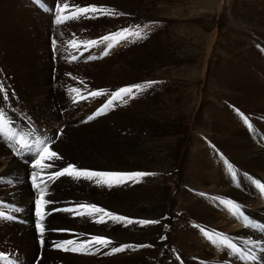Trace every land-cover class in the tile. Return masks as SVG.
I'll return each instance as SVG.
<instances>
[{"label":"bare ground","instance_id":"1","mask_svg":"<svg viewBox=\"0 0 264 264\" xmlns=\"http://www.w3.org/2000/svg\"><path fill=\"white\" fill-rule=\"evenodd\" d=\"M114 1L118 4L116 5ZM114 1H111V8L114 6V9L117 8L119 11H122L119 7L121 5L127 8V12L129 9L134 13L144 12L143 7L134 5L128 2L129 0ZM85 2L91 5L94 1L85 0ZM26 3L29 5V2ZM98 3L101 7L109 5L108 0H98ZM31 7L30 19H32V14H36L31 24L41 27L42 32L39 33V39L50 46L44 30L45 27L47 29L46 23L50 20L38 12L34 6L31 5ZM19 8L16 11H19ZM38 15H42L45 20L42 21L43 19L41 20ZM249 15L258 18L253 19ZM11 18L13 16L8 15L6 21L2 20L0 12V41L2 47L7 49L6 58L8 56L7 66L3 68L5 72L0 71V88L3 89L0 92V108L6 113V120L9 121L7 128L15 133L13 136L15 141L25 135L34 142L37 139L51 142L50 150L56 151L62 159L56 160L52 168H43V171H41L42 165L51 163V161L45 159L36 169H33L30 163L25 167L19 163L23 160L21 158L27 157L28 161H32L35 152L25 149L23 155H18L14 148L9 147L4 139L0 138V212H3L6 217H12L11 219L0 218V247H2L0 252L6 255L0 253L4 257L0 259V264H13V262L15 264H41V261L51 264H68L69 262L63 261H69L68 258L74 259V262L78 264L80 263L79 256L82 257L85 250L68 253L63 247L56 245L58 242L73 240L74 245H65V247H78L81 243L90 240L92 236L110 239L114 242V248L132 244V248L119 251L120 256L118 255L115 260L123 262L121 264H264V250H262L264 249V232L256 228L245 227L223 203V201L234 202L251 221L257 225H264V193L257 185V182L264 184V135L248 128L247 123H251L249 118L252 117L246 114L252 113L253 115L254 113L256 116L264 117V81L262 79L254 80L255 83L249 84L245 78L247 74L244 71L239 72L241 69L238 71L241 76L234 77L233 71H237V68L233 67L236 65L225 69V78L217 80V85L214 86L218 88L217 91L220 90L222 98L220 101L213 100L212 105L215 112L210 125L206 127L207 133L204 132L207 137L205 142L201 139L204 142L201 143L203 147L200 146L199 149L191 145L184 153L185 150L182 151V148L184 149L187 137L185 132L181 131V126L177 128L180 131H176L175 135L170 134V136L168 132L165 137L154 136L151 131H148L153 125L168 127L167 119L172 120V127L177 126L175 118L181 113L178 108L177 110L174 105L169 103V106L168 103L161 101L158 102L160 104L157 102L149 104L144 111H134L132 115L137 120L135 126L145 127L148 131L144 135V141L138 139L137 135L133 136L135 134L132 129L134 125L130 122L132 111L126 107L124 102L119 100V102L108 105L111 96L109 98L103 96L107 107L105 105L102 107L101 104L97 108L99 105L96 107V104H100L97 97L84 110V107L91 102L92 96H85L87 99H81L87 92L84 94L81 92L79 80L82 75L97 73L98 66L93 62L94 60L89 61L90 64H82V61L92 56L93 52L89 49L88 57L82 54L84 50L76 54L68 55L67 53L62 56L57 66H53L52 60L48 58L50 52L45 54L34 51L39 43L31 44L33 52H29L30 48L25 51L23 43L25 39L31 38L30 21L27 19L28 21L17 22ZM263 18V13L257 15L253 12H250L247 17V19L255 20V23L251 24L264 34V27L258 26ZM230 22L226 19L223 23L228 25ZM22 39L25 41L23 40L21 44ZM168 41L171 42L170 39ZM153 45H146L145 51H151V54L155 56L164 54L162 58L168 61L155 58L158 60L156 62L159 68L172 64V60L178 58L180 53L184 54L179 50V41L173 42L175 51L163 45ZM127 46L129 47V44ZM120 47L122 48L121 44L118 49ZM124 48L122 50L127 52ZM135 49H138V46H135ZM118 53L120 52H117L108 63L128 61L125 54L121 52L118 55ZM188 55L189 53L184 55L185 58H189ZM28 56L32 58V61L34 60L33 63L30 60L31 65H27L29 64ZM263 61L261 59V62ZM220 65L225 64L219 61L218 67ZM7 73L11 75V79L6 75ZM124 74L122 72V75ZM260 74L264 75V70L261 69ZM99 77L102 78V75ZM8 81L9 83L11 81L12 88L5 86ZM72 88L78 91L70 93L69 89ZM5 94L7 100L4 99ZM228 101L239 111L229 108ZM98 110L103 114L95 115ZM112 110H116L117 114L110 116L109 112ZM177 111H179L178 114ZM91 116L95 118L89 119ZM259 119L255 118L254 122L256 125L259 124L261 131L264 132V121ZM44 129L47 131H43ZM16 147L18 148L19 145ZM69 164L75 165L77 169L103 173H144V165H146L147 173L153 170L155 174H158L154 180L157 184L154 185L153 180L147 179L149 182H146L145 188L138 186L144 180V176H126L124 181H120L121 177L74 179L65 175L55 179L54 182L48 180L52 172L67 167ZM33 171L40 173L37 178L39 188L33 185L31 178ZM233 171L236 173L235 178ZM41 180L48 183L44 199L53 201L43 207L42 212L45 213L43 220L37 216L36 206L40 189L44 187ZM168 183L178 189V199L174 200L175 202H171L169 198ZM119 185L121 188L118 191ZM254 199L258 200V204L254 203ZM63 203L66 204L62 205ZM78 205H95L133 222L144 221L146 218L148 221L154 219L159 223L144 226L136 222L133 224L127 221H114L103 213L79 215L77 212L87 213L90 210L77 208ZM64 208H73L76 212L56 210ZM49 212L50 214H47ZM83 216L89 221L85 228L80 223ZM101 217L104 222H97V219L100 220ZM38 221L45 228L43 245L41 244V233L37 228ZM206 232L221 233L230 237L245 253L255 256L256 259L250 261L237 259L227 247L210 240ZM246 240L260 241L261 247L244 244L243 241ZM92 245L96 244L92 243ZM142 245H147L144 250ZM39 254L42 255L40 262L37 260Z\"/></svg>","mask_w":264,"mask_h":264},{"label":"rangeland","instance_id":"2","mask_svg":"<svg viewBox=\"0 0 264 264\" xmlns=\"http://www.w3.org/2000/svg\"><path fill=\"white\" fill-rule=\"evenodd\" d=\"M93 1L96 3L93 2L94 4L92 3L91 5H89L90 3L88 2L89 3L88 4L87 2H85V0H70V1L69 0H59L61 6H63L65 3L69 5V8L65 10L63 13V15L65 16L69 15L70 11L75 6L87 7V6H93V5L96 6L97 8L113 9L115 10L117 14L116 15H111V14L103 15L99 13H89L87 15L94 17V18H85L81 16L79 19H76V20H68L65 23H63V25L62 24L57 25L55 23L56 15H57L55 11L57 0H0V7H1L0 12L2 13V20L4 21H6V18L8 17V15L10 17L13 16V18H11V20L13 21L20 22V20H27V19L30 21L29 32L31 36L30 39L32 41H30V39L29 40L25 39L26 41L22 39L21 44L22 42L25 41L23 43V46L25 45V51L27 48H30L29 52L30 51L33 52L34 49H31L32 48L31 44L39 43L37 45L36 50L34 51L39 52V53H45V54L47 52H50V56L48 58L52 60L51 62L53 66H57L59 64L60 59H62L63 58L62 56H64L65 54L67 53L68 55L72 53L76 54L80 50L81 51L84 50L82 51V54L85 55L86 57H88V55L90 54V53L88 54L89 49L93 52L92 56L101 57L103 51H105L107 47V44L113 43V47L108 50L107 56H102V58H97V60L94 59L93 61L95 62V64L97 63L96 65L98 66L97 68L98 71L96 73L97 75L94 73H92V75L88 74L89 78H87L88 75H84V76L82 75L79 80V85H81V92L83 94L87 92V94H85L84 97L90 96L89 93L98 91V90H104V92L108 96L109 93L112 94V92L114 93L120 88L127 87V86H133V85H141L143 87V91L134 90L132 94L126 95L127 97L125 98L123 97V99L120 100L121 102H124L126 104V107H128L130 111H132L130 114V122H132V124L134 125L132 127L133 132L135 133L133 134V136L137 135L138 139L142 140L144 138V135H146L148 131L149 132L151 131L154 134V136L157 135V136L165 137L167 136L168 132H169L168 135L170 134L175 135L176 131H180V129H177V128L181 126V131L185 132L186 137H187V141L185 143L186 146L184 145V149L182 148V151L185 150L184 151L185 153L186 149L190 148L191 145L193 146V148L194 147L196 148L197 146V148L200 149L201 147H203L202 144L205 142V139L207 138L205 136L207 133L206 127L208 128V126L210 125L212 121L213 113L215 112V108L213 107L212 103L215 100L220 101L222 98L221 97L222 93L220 92V90L217 91L218 88L214 86L217 85L216 84L217 80L219 81L225 78V75H224L225 69H229L230 66L236 65L235 67H233V68H237V71L236 70L233 71L234 77L238 78L239 75L241 76V74L238 73V71L241 69L239 72L244 71L247 74V77L245 78H246V81L248 80L249 84H252V82L255 83V81H258L259 79H262L264 81V77H263L264 75L260 74L261 69L264 70L263 68L264 61L261 62V59L264 60L263 59L264 58V41H263L264 34L259 32V30H257V28L253 26V24H251V23H255V20L253 19L258 18V17L249 15V17L253 19H247L248 14L250 12H253L257 15H261V13H263L264 15V0H129L128 1L130 3H134V5H137V6L139 5L143 7L144 8L143 13H140V12L134 13L133 11H129L130 9L127 12V8L121 5L119 7H121L120 10L122 11L117 10V8L114 9V6H112L111 8V5H112L111 1H114V0H108L109 5H104L105 7L103 5L101 7V5H99L98 3V0H93ZM26 2H29L30 7L31 5L34 6L35 9L38 10V12L43 14L45 17L49 18L50 21L46 23L48 25L47 29L49 30H47L46 27L44 30L46 31V35L49 37V38L47 37L46 39L50 41V46H48L46 42H43V40L39 39V33L42 32V29L38 25L31 24L36 14H32V19H30L29 17L30 7ZM114 3L116 5L118 4L115 1ZM185 3L187 5H185ZM18 8L20 10L16 11ZM121 13L123 15H120ZM38 16H40L41 20L43 19L42 21L45 20V18L42 15H38ZM226 19H228L229 22L231 21L232 23L230 22L228 23V25L224 24L223 22ZM246 21L248 22V24ZM263 21H264V18L259 21L258 26L261 25L260 27H264ZM200 24H202L203 26ZM137 25H139L140 29L143 30L141 33L142 38H137L135 36H127L126 39H121L120 37H113L109 41L101 40L102 37L108 36L112 33H116L125 28L137 30L136 29ZM145 25H148V27L145 28L144 27ZM226 26H229V27H226ZM31 27L35 29L33 30V28ZM30 28L32 29V31ZM39 29L41 31H39ZM76 37H79V38H76ZM260 38L262 41L260 40ZM53 39L56 41L55 46L53 45ZM165 39H167V41L164 42ZM168 39H170L172 43L169 42ZM92 40L100 41V43L97 46H89L83 43V42L92 41ZM178 41L180 42L179 50L183 51L184 54L182 55V53H180V56H178V58H175L174 60H172V64L169 62L170 64H167L160 68L157 66L156 61L158 60L162 61L163 59L162 56L164 54H156L155 56L154 54H151V51H145L144 49L146 45L154 44L153 46L163 45L164 47H167L169 50L175 51L176 49H175V46L173 45V42H178ZM119 44H121L122 48L126 46V48L124 49H126L127 52H124L121 47H120L121 50L118 49ZM127 44H129V47L127 46ZM135 46H138V49H135ZM148 49H151V48H148ZM179 50L177 51L178 55H179ZM6 51L7 49L6 48L4 49L2 47L1 41H0V71L1 72L3 71L5 72V69L3 68L7 66L6 60L8 56L6 58V53H7ZM99 51L100 53H98ZM59 52H60V56H59ZM117 52H120L118 53V55H120L121 52L125 54L126 59L128 61L125 62L124 60V61H119L115 63H108L110 62V60L113 59L114 55ZM188 53H189L188 56L190 57L185 58L184 55ZM79 56L82 57V55H79ZM155 58H157L158 60H155ZM28 59H29L28 60L29 64L27 65H31L30 62L32 61V58L28 56ZM91 60L93 59L86 58L85 60L82 61V64L83 63L90 64L88 62ZM70 61L72 62V60ZM165 61L168 62L167 60ZM219 61H222L225 64L224 66L223 65L219 66L222 69L221 68L219 69L218 67ZM72 63L75 64V62H72ZM258 65H259V68H257ZM107 71L108 72L111 71V73H108ZM99 72H101V74ZM122 72H124L125 74L122 75ZM6 75L10 77L11 79L10 74L7 73ZM101 75H102V78L99 77ZM148 82H155V83L149 84ZM209 82H211L212 84H210ZM7 85L9 87H7ZM5 86L7 88H10L11 86L12 88L11 81L10 83L8 81ZM207 87L211 90H209ZM111 94L108 97L106 95H99V96H96L95 98L92 97L91 102H89L88 105L84 107V110L87 109L89 107V104L93 103V101L97 97H98L97 98L98 103L100 104H96V107L99 105L97 107L99 108L101 104L103 107L105 105L104 103L105 98H109ZM169 98L172 100H170ZM173 99L175 101H173ZM161 101L166 104L168 103L167 105H169V103L170 105H174L176 109L178 108L179 111L183 113L181 114L179 113V111H177V114L179 113L178 116L179 115L180 116L176 118L172 117V118L177 119L176 125L178 124L177 125L178 127L177 126L172 127L171 126L172 120L168 121V119L166 122L169 125L168 127L153 125L149 127L148 131H146L145 127L135 126L137 125L135 124L137 120L132 115L134 111H138V110L144 111V109L147 108L149 104L151 105L153 102L158 103ZM176 103L178 105H176ZM187 106L191 108V110ZM227 106L229 108H232V110L236 109L239 111L237 107H233V104H231L230 101L227 102ZM81 113L83 114V111H81ZM116 114H117L116 110H112L109 112L110 116H113ZM246 114L249 117H252V118H249L251 123H247L248 128H251L252 130L256 131V133L260 135H264V132L261 131L260 129V125L259 124L256 125L254 122L255 118L258 120H260L259 118H261V121H264L263 119L264 117L256 116L254 115V113L253 115L252 113H246ZM182 120H185V121H182ZM196 121H198L199 123ZM43 131H47V129L46 130L44 129ZM192 133L194 134L192 135ZM197 136L199 137V139ZM142 141H144V139ZM209 144L210 143L208 142V146ZM21 159L26 160L27 157H22ZM19 163L25 167L28 166V164L25 165V163H22L21 160ZM144 167H145L144 173H147L146 171L147 166L144 165ZM150 173H154V175L144 176V180L138 186L145 188L147 184L146 182H149L152 180L154 181L158 177V174H155L153 170ZM148 176L150 177V179ZM120 177L121 178H119V180L122 181L123 179H125L126 176H120ZM173 182H176V181H173ZM156 184L157 183L154 181V185ZM175 187L176 186L174 185L172 187V184L168 183L169 192L171 193V194L169 193V198L171 202H175L174 200L178 199L177 197L178 189L177 187L175 189ZM120 188L121 187L119 185L118 191L120 190ZM254 203L258 204V200L254 199ZM64 204L66 203H63L62 205ZM80 220H81L80 223L82 224L83 228L88 226L89 221L87 220V218H85V216H83ZM98 220L99 219H97V221ZM145 220L146 218H144V221ZM151 221H157V220L153 219ZM135 222L136 221H134L133 224H135ZM145 225L146 224H144V226ZM113 243L108 245L107 247H102L97 244L96 245H92V244L86 245L83 255L81 254L82 257L79 256L80 263L78 262V264H109V263L112 264L114 260L116 259V257L118 255L120 256V254H118L119 252H112L111 249L114 248ZM126 245H132V244H126ZM124 246L125 245H121L120 247H124ZM120 247L117 246V248H120ZM132 247H124V249L127 250ZM0 248L2 249V247ZM143 250H144V247H143ZM67 252L70 253L71 250H68ZM0 253L5 255L2 252ZM91 257L94 262L90 260ZM41 259H42V255L41 254H39V256L37 255V260H39L38 262H40ZM68 260L69 261L67 260H63V261H66V263L69 262L70 264H76V262H74L75 261L74 259L68 258ZM96 261L98 263H96ZM40 263L41 264H51V263H47L44 261H41ZM121 263L123 262L116 261V260L114 262V264H121Z\"/></svg>","mask_w":264,"mask_h":264},{"label":"snow or ice","instance_id":"3","mask_svg":"<svg viewBox=\"0 0 264 264\" xmlns=\"http://www.w3.org/2000/svg\"><path fill=\"white\" fill-rule=\"evenodd\" d=\"M69 8L68 4H64L63 6H61L59 0H57V4H56V8L55 11L57 13L56 15V20L55 23L57 25L63 24L68 20H76L79 19L81 16L85 17V18H94L91 16H88L87 14L89 13H99V14H103V15H116L117 13L115 12V10L113 9H105V8H97L96 6H87V7H80V6H75L71 11L70 14L65 16L63 15L64 11L67 10ZM120 15H123L122 13ZM145 28L148 27V25L144 26ZM137 30H133V29H129V28H125L122 29L116 33H112L108 36L102 37L101 40L102 41H109L111 40L113 37H120L121 39H126L127 36H135L137 38H142V29H140V26L137 25L136 26ZM127 34V35H125ZM56 41L53 40V45L55 46ZM89 46H97L100 41H86L83 42ZM113 47L112 43H108L107 47L105 49V51L102 53L101 57H96V56H89V59H97V58H102V56H107L108 55V50L111 49ZM149 84L151 83H155V82H148ZM143 91V87L141 85H133V86H127L124 88H120L117 91H115L114 93L111 94V98L108 100V105L114 104L116 102H118L119 100H122L124 96L126 95H130L133 93V91ZM3 89L0 88V92H2ZM78 89L72 88L69 89L70 93L73 92H77ZM90 95L92 97H96L99 95H106V93L104 92V90H98V91H94L91 92ZM4 99L7 100V95L5 94ZM74 102L75 101V98ZM81 99H87V97H81ZM126 102V101H125ZM105 107H107V105H105ZM103 114L102 111L98 110L97 113L95 115H101ZM95 118V116H91L89 117V119H93ZM245 120H247V118L245 117ZM9 123V121L6 120V113L3 111L2 108H0V138H3L5 143L8 144L9 147L14 148V150L17 152L18 155H23V150H28L29 152H35V156L33 158L32 161H26L28 163H30L31 167L33 169H36L38 167V165H42V162L47 159L49 161H51V163L48 164H43L41 167V171H43V168H52L55 166V161L56 160H60L62 159V157H60L58 155V153L56 151H51L50 147H51V142H46L45 139H37L35 142V149L32 148V146L27 142V140L24 139L23 136H21L19 139H17L16 141L13 142V136L15 135L14 132H12L10 129L7 128V124ZM251 127V126H250ZM16 145H19V147L17 148ZM231 170V169H230ZM233 177L235 178L236 173L233 171L232 172ZM40 175V173L33 171L31 173V178H32V182L34 187H40L39 184H37V178ZM70 176L74 179H80V178H85V179H92L94 177H120V176H128V177H143L146 175H154L153 173H141V172H136V173H103V172H93V171H88V170H81V169H77L75 165L69 164L67 167H64L60 170H57L55 172H52L49 176H48V180L49 181H55V179H58L62 176ZM100 182V181H98ZM107 182V181H104ZM41 183L44 184V187L40 189L39 192V199L36 200V206H37V216L40 217V220H43V217L45 215V213L42 212L43 207H45L46 205L53 203V201H48L45 200L44 197L47 194V189H48V183L47 181H43L41 180ZM257 185L260 189V191L262 193H264V184H260L259 182H257ZM223 203L229 207L230 211H232V213L237 216L238 219L241 220V222L245 225V227L248 228H256L257 230L264 232V225H257L255 224L253 221H251L249 219V217L245 216L243 211L241 210L240 206L235 204L232 201H223ZM77 208H87L90 211L85 213V212H77V214L79 215H84V214H93V213H103L105 216L109 217L110 219L114 220V221H127V223H133L132 220L126 218V217H122V216H118L113 214L112 212H108L102 208H98L95 205H78ZM57 211H66V212H76V209L73 208H64V209H56ZM47 214H50L47 213ZM0 218H4V219H11L12 217H6L4 215L3 212H0ZM97 222L103 223V217H101L100 220H98ZM136 223H140V224H155V223H159V221H136ZM37 228L41 233V244H44V239H43V233L45 231L44 225L42 223H40L38 221L37 223ZM62 231V230H59ZM206 236L212 240L215 243H219L221 246L223 247H227L231 254L236 256L237 259H240L242 261H250V260H255L256 257L255 256H250L247 253H245L243 251L242 248L238 247L230 237L224 236V234L221 233H213V232H206ZM95 243L97 245H100L102 247H107L108 245L112 244L113 241H111L108 238L105 237H99V236H92L90 238V240L81 243L78 247H72V248H67L65 247V245H74L75 241L73 240H66L63 241L62 243H57V247H63L65 251L71 250V251H81L84 250L86 245ZM244 244L247 245H252L255 246L257 248L261 247V242L260 241H253V240H246L243 241ZM143 247H146L147 245H142ZM124 247H132V245H126ZM124 247H120V248H113L112 251L113 252H119V251H123ZM264 250V249H262ZM0 259H4V257L2 255H0ZM13 264H15V262H13Z\"/></svg>","mask_w":264,"mask_h":264}]
</instances>
